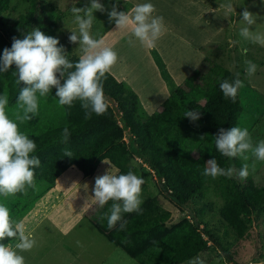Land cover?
<instances>
[{"label": "trees", "instance_id": "1", "mask_svg": "<svg viewBox=\"0 0 264 264\" xmlns=\"http://www.w3.org/2000/svg\"><path fill=\"white\" fill-rule=\"evenodd\" d=\"M8 2L0 0V58L5 48H11L13 38L23 39L29 33L36 13L44 10L31 1L23 14L8 22L1 17L8 9ZM37 28L54 38L57 25L55 20H50ZM78 60L70 58L69 61L76 63ZM14 71L16 68L12 65L7 72H0V95L7 94L9 103L6 111L12 119H15L13 111L17 97L24 87L22 83H16V77L12 76ZM235 78V74L203 58L199 67L171 91L161 109L147 116L140 113L136 95L110 73H106L102 81L104 95L110 102L103 115L93 114L86 119L79 100L74 101L71 107H62L55 96L56 89H51L47 98L38 97L39 109L35 117L23 123L17 122L20 131L36 143V151L32 155L38 156L41 163L34 169L35 186L41 190L32 198L27 194L16 195L0 197V202L7 205L14 221L20 220L34 200L51 189L55 179L68 168H75L83 178L90 177L97 164L106 160L121 174L132 171L145 181L141 191L142 211L122 213V219L127 221L123 230H120L119 223L112 229L107 226L105 213L109 212L113 201L97 209L91 224L109 244L139 264H149L146 252L156 257L159 251L155 244L166 235L181 241L182 246L165 260L153 261L155 264H199L196 257L208 248L218 249L227 261L236 264L214 235L204 228L199 229V224L206 226L202 221L203 209L189 206L200 200L207 186L211 185L222 201L218 209L219 219L235 239L245 237L251 217L258 219L259 214L264 215V186H255L247 179L246 184L238 188L228 183V177L212 178L202 174L208 160L215 158L221 168L227 169V162L232 158L217 151L214 136L221 128L229 130L236 126L241 115L239 90L233 101L226 98L219 88L222 80L231 82ZM186 110L198 112L199 119L191 121L184 117ZM65 127L71 133L67 143L61 142ZM124 131L130 135L126 143L121 140ZM65 150L71 151L72 157L65 156ZM133 158L150 173L132 166L130 160ZM242 166L237 163L239 170ZM148 175L158 181L163 196L184 211L187 218L169 228L165 226L170 212L148 191ZM260 258L264 260V255Z\"/></svg>", "mask_w": 264, "mask_h": 264}, {"label": "rangeland", "instance_id": "2", "mask_svg": "<svg viewBox=\"0 0 264 264\" xmlns=\"http://www.w3.org/2000/svg\"><path fill=\"white\" fill-rule=\"evenodd\" d=\"M31 1L35 5H41L44 10L42 13H36L35 23L31 26L29 33L38 26H44L48 21L55 20L57 28L54 38L59 41L57 47L62 46L64 48L69 60L70 58L79 59L82 54L79 43L72 44L68 39L71 31H78V25L75 23V16L71 12V8L74 6L77 8L89 7L90 0H28L27 2L25 0H9L8 9L1 14L2 19L8 22L16 19L25 12ZM231 1H233L235 15L232 19V25L229 22L231 20L229 15L231 14L225 12L227 7L224 6ZM98 2L103 5L105 10L93 13L94 17H99L93 23L91 34L94 38L102 40L105 45L114 50L117 49L118 61L108 73L132 93H136L137 105L141 114L147 116L153 112H158L171 91L181 85L183 80L199 67L203 58H207L235 75L239 73L243 87L239 89L241 115L236 126L248 129L253 145L264 140V45L253 43L240 35L239 24L244 22L241 13H239V0H167L166 4L173 7L177 12L173 14L171 21L164 20L165 25L169 26L168 32H165L156 42L154 51L146 48L147 55L143 49L137 51L147 57L145 60L141 58L140 54L136 57L131 52L128 43L112 44L122 35L125 36L127 32L117 30L113 22L109 20L108 12L111 11L113 5L111 0H98ZM117 7L116 4L117 11L121 12L122 9ZM226 17L227 22L225 23ZM177 25L184 30L175 31L174 27ZM244 27L246 26L244 25ZM249 27L251 31L253 26ZM179 36H183V39ZM245 48L248 50L246 55L242 51ZM246 61H252L257 65V71L251 76L246 72ZM115 70L119 73L115 74ZM149 71H152L155 76L152 73L148 74ZM123 72L125 78H119ZM129 137L127 131H124L121 140L126 143ZM246 155L249 156L247 161L237 156L232 157L227 162V168L231 167L236 170L233 176L228 178V183L241 188L249 179L255 186H264V161L256 160L250 153ZM101 163L97 164L96 170ZM237 163L238 166L245 163L249 165V175L246 179L239 178ZM130 164L136 168L141 167L144 173H150L137 159H131ZM103 165L105 166L102 168L106 167L105 173L110 170L108 164L104 163ZM253 165L254 170L252 169ZM96 170L94 177H87L92 179L82 177L79 179L73 167L70 168L66 173L74 177L67 180L65 178L67 174L63 175L56 181L55 187L34 200L25 215L29 214L28 217L30 218L35 213L47 214V216L50 214L63 215L66 212L64 210L55 211V204L60 201L59 199L64 202L72 201L73 204H76L74 201L79 202V196L83 195L81 194V185L85 183L83 189L88 190L92 188L95 178L100 176L99 174L101 176L105 174H102L101 166L98 173ZM78 180L79 182L74 185L73 182ZM146 184L148 191L155 195L162 206L170 212V218L165 223L166 227L169 228L181 219L187 218L184 211L171 204L163 196L155 178H152L151 175L146 176ZM40 190V187L36 189L35 186L27 188L24 193H17L12 196L27 194L28 198H32ZM221 204V199L215 194L211 185L207 186L204 196L200 200H195L194 204H189L191 208L203 209L202 221L206 223V226L199 224V229L204 228L214 235L236 264H264L263 258H260V255H264V215L259 214L258 219L255 216L251 217L245 237L235 239L232 232L219 219L218 209ZM98 207L97 203L94 207L91 205L86 214L89 221H85L84 217V221L70 227L63 233V241L61 235L56 234L54 230L53 234L46 231L47 225L49 226L47 221L39 224L36 220L30 228L36 241L35 247L42 244L41 246L48 245L47 247L53 248L51 250L53 256H49L52 257V264H76L78 260L71 263L67 262L68 258L72 260L73 255L65 252L67 248H70L71 251L77 250L74 249V245L83 247L82 252L85 254L80 255L79 264H139L136 260H131L125 256L118 248L110 245L92 227L91 220L95 218ZM37 224L38 226H36ZM54 242H56L55 245ZM9 243L12 244L13 240ZM181 246V241L178 239L164 235L155 244V248L159 251L158 255L153 257L147 251L145 257L150 260L149 264H155L153 261L165 260ZM55 255L58 257L61 255L59 261L56 260ZM196 259L204 264H232L215 248H208Z\"/></svg>", "mask_w": 264, "mask_h": 264}, {"label": "clouds", "instance_id": "3", "mask_svg": "<svg viewBox=\"0 0 264 264\" xmlns=\"http://www.w3.org/2000/svg\"><path fill=\"white\" fill-rule=\"evenodd\" d=\"M224 6L233 11L231 3ZM104 10L98 0H90L89 7L71 8L78 31H71L68 39L72 44L79 43L82 53L76 63L69 61L62 46L57 47L58 39L45 35L39 28L33 29L23 39L13 38L11 48L4 49L0 58V72H7L15 65L16 71L12 76L16 77L17 84L22 83L24 87L20 89L13 111L15 119L10 118L6 111L9 103L7 94L0 95V197L7 198L35 187L34 169L40 167L41 163L38 156L32 155L36 151V143L20 131L17 122L23 123L35 117L39 109V98H47L51 89L55 88L59 105L71 107L74 101L79 100L86 119L93 114L103 115L108 110L110 102L104 95L102 81L117 63L118 54L91 34L95 21L93 13ZM155 11L152 3L137 4L127 12H118L113 4L108 17L115 22L117 30L130 32L129 45L139 41L143 47L153 49L167 31L164 18L154 16ZM241 15L247 26L242 27L240 35L253 43L264 45V34L250 31L249 27L256 23L258 17L247 9ZM242 51L246 55L248 50L245 48ZM246 64L247 74L253 75L257 65L252 61H246ZM242 87L239 73H236L233 81L224 79L219 84L223 95L233 101ZM183 116L191 121L199 119V113L192 110H186ZM70 135L69 129L65 127L61 133V142L67 143ZM214 137L217 151L225 157L240 156L247 161L249 156L246 154L250 153L256 160L264 161V140L253 145L247 128H221ZM64 155L72 157V152L65 150ZM102 163L107 162L102 160ZM206 165L202 173L206 177L231 178L236 172L231 167L221 168L215 158L208 160ZM248 175L249 165L245 163L238 176L246 179ZM144 183L142 177L132 171L121 174L114 165H110V170L104 175L95 178L92 199L100 207L113 201L109 212L105 213L109 229L117 223L120 230L126 227L127 221L122 219V213L142 211L141 191ZM5 240H15L16 243H4ZM35 244L32 233L27 232L21 222L14 221L7 205L0 202V264H25V258L20 253L30 251Z\"/></svg>", "mask_w": 264, "mask_h": 264}, {"label": "crops", "instance_id": "4", "mask_svg": "<svg viewBox=\"0 0 264 264\" xmlns=\"http://www.w3.org/2000/svg\"><path fill=\"white\" fill-rule=\"evenodd\" d=\"M111 2L115 5L117 4V6H118L117 8L122 9L121 11H123V12L130 11L137 4L152 3L156 9V11L153 13V15L154 16H162L164 18V20H166V21H171L173 14L177 12L175 9H173V7H170V6H168V4H166L167 0H111ZM232 3H233V1H231V4ZM238 4H239V13H242L245 9H247L249 12L253 13L254 15H256L258 17V19L256 20V23L254 25H252L253 27H252L251 31L264 34V26H263V24H264V0H239ZM225 12L231 14V15H229L230 19H231L229 22H230V25H232V19L235 16L234 10L229 11L228 8H226ZM97 17H99V16L94 17L95 20L97 19ZM112 22L115 25L114 21H112ZM226 22H227V17L225 19V23ZM109 24L111 25V23H108V25ZM244 25L247 26L245 23L239 24L240 29H242V27H244ZM168 27L169 26H166V29H167L166 32H168ZM174 29L176 31V30L182 29V28L179 25H177L176 27H174ZM182 30H184V29H182ZM179 37L181 39H183V36H179ZM129 38H130V32H127V34H125V36L122 35L121 37H119L118 39L115 40L116 42L114 41L112 44L118 45L121 42H123L124 44H127ZM131 38L135 39L134 37H131ZM225 42L227 43V41H225ZM129 47L131 49V52L136 57H138V54H140L139 52H137L139 49H143L145 51V54L147 55V52H146L147 49L145 47H143L139 43V41H136L134 45H129ZM152 51H154V49H152ZM141 58L145 60L147 57H145V55H141ZM112 68H114V67H112ZM117 73H119V72L116 71L115 74H117ZM151 73H152V75H154L152 71H149L148 74H151ZM119 78L124 79L125 73L123 72V74H121L119 76ZM103 164L104 163H101L98 166L97 170L95 169L97 171V173L99 172L98 169L100 168V166H101L102 174L105 173L106 167L102 168L103 166H105ZM69 169L70 168H68L66 171H64L60 176H58L55 179L53 187H55L56 181H58L60 178H62L63 175L67 174L65 177L67 180H70V179H68L70 177H72V178L74 177V176H72V175L70 176V175H68V173H66ZM73 169H74L75 174H77L76 176L80 179L82 177L81 174L75 168H73ZM93 174L91 176L94 177L96 172ZM99 175L101 176V174H99ZM84 179H92V178L85 177ZM78 182H79V180L77 182H73V184L75 185ZM73 184H72V186H73ZM84 185H85V183H83L81 185V190H82L81 194H83V195L79 196V198H80L79 202L74 201V203H76V204H73L72 201L64 202L61 199H59L60 201L55 204V206H54L55 211L58 212L59 210H64V212H66L63 215L50 214V216H47V214L44 215V214L35 213V214H32L33 216H31L32 218H30V217H28L29 214H27L19 222H21L24 225L25 230L27 232H31L30 228L32 227V225L35 224L36 220H38L39 224H42V222L47 221L49 223V226L47 225L46 231H50L53 234V230H54L56 232V234L61 235V238L63 241L64 240L63 233L65 231H67L70 227H72V226L74 227L80 221H84V219H83L84 217H85V221H89V219L86 218V214L88 213L87 209L88 208L90 209L91 205H93V207H94V205L96 203L94 200H92L93 195H94L93 194L94 185L92 184L93 185L92 188H90L88 190L83 189ZM36 226H38V224ZM33 236H34V234H33ZM15 243H16V241L13 240L12 244H15ZM38 244H40V243H38ZM55 244H56V242H54V245ZM41 245H36V247L34 246L30 251H24V252L20 253L25 258V264H44V263L45 264H50V263L52 264V257L50 258L49 256L52 255L51 250H53V248L47 247L48 245H43V246H41ZM63 246L65 248H67L65 245H63ZM114 248H116V247H114ZM74 249H77V250H74L75 252L71 251L70 248H67L65 250V252H69L71 255H73L72 260L70 258H68L67 262L71 263V262H74L75 260L76 261L78 260V262L76 264H79L80 263L79 262L80 255H85L82 252L83 247L74 245ZM55 257H56V260L59 261L58 259L61 257V255H59V257L57 255H55ZM128 258H130V257H128ZM130 259L135 260L133 258H130Z\"/></svg>", "mask_w": 264, "mask_h": 264}]
</instances>
